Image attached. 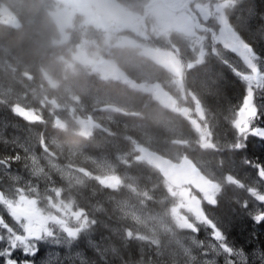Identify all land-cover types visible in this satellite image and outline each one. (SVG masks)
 I'll return each mask as SVG.
<instances>
[{"label": "trees", "instance_id": "trees-1", "mask_svg": "<svg viewBox=\"0 0 264 264\" xmlns=\"http://www.w3.org/2000/svg\"><path fill=\"white\" fill-rule=\"evenodd\" d=\"M13 1L19 26L0 25V160L19 155L20 159L9 161V171L22 178L21 184L30 182L38 190L61 188L66 199L95 221L86 242L82 236L76 245L88 264H191L180 246L169 243L162 249L161 242L142 241L134 236L137 230L129 220L118 217L114 205L118 198L155 214L174 202L155 169L143 159L138 160L136 148L140 146L171 161L186 157L207 179L217 183L220 190L215 196L216 205L200 200V208L232 245L245 251L247 264H264V224L256 225L248 215L250 209L259 206L258 202L227 179L231 176L245 186L253 185L259 179L256 169L246 165L244 159L264 163V154L254 137H249L247 149H234L236 130L232 120L245 86L215 55L219 47L213 43V34L207 33L202 43V62L188 69V63L197 60L196 47L191 49L189 40L182 35L163 37L146 30L140 37L122 30L106 41L102 30L84 25L83 18L75 16L66 28L67 40L59 44V34L50 17L59 5L57 0ZM116 2L131 7L130 3L143 0ZM243 4L237 3L228 12V19L235 17L236 30L264 54V0H243ZM249 6L255 13L251 17ZM115 38H127L136 47L111 48ZM83 40L93 45L96 55L112 61L128 81L159 86L177 110L192 111L197 105L202 113L203 137L187 118L161 106L148 94L120 81L103 80L73 62L72 55ZM141 47L174 53L183 68L181 86L166 69L144 58ZM108 105L117 107L118 112L106 113L103 108ZM15 106L33 120L16 114ZM55 118L67 126L74 119H89L96 128L88 137L77 135L69 127L62 133L55 128ZM32 157H38L41 163L46 157L59 163L66 160L84 169L88 176L80 185L67 188L47 169L50 178L42 184L41 177L32 174ZM99 163L113 169L120 180L117 190L98 183L95 175ZM11 183L9 177L0 174V190ZM244 200L249 201V209L241 207ZM194 235L197 240L206 239L203 228L198 236ZM185 242L197 254V249ZM97 248L106 250L102 258L96 255ZM219 261L224 264L222 257Z\"/></svg>", "mask_w": 264, "mask_h": 264}, {"label": "snow or ice", "instance_id": "snow-or-ice-1", "mask_svg": "<svg viewBox=\"0 0 264 264\" xmlns=\"http://www.w3.org/2000/svg\"><path fill=\"white\" fill-rule=\"evenodd\" d=\"M241 5L243 0H237ZM244 7L241 8V13ZM249 16L254 15V9L248 7ZM221 45L215 50L219 61L226 65L236 78L245 86V94L242 101L234 109L232 125L236 130V142L234 149L240 151L249 147V137L258 138L260 150L264 154V54L258 53L253 45L245 39L229 23L222 28L215 38ZM229 53L234 54L238 60H234ZM22 118H28L27 113H19ZM260 123H257V122ZM7 143V140L3 141ZM20 159L19 155L0 160V174L12 180L10 187L0 190V206L14 221L10 224L0 214V260L2 264H65V260L73 259L65 255L61 256L59 249L70 250L73 244L87 233L95 221L90 220L83 210L73 211L68 204H51L55 212H49L41 208L38 198L29 193L38 189L30 182L21 184L22 178L9 171L11 163ZM246 165L256 169L258 181L253 185L245 186L233 177H227L228 182L235 183L244 188L247 194L258 202V207L249 210L248 215L256 225L264 224V163L244 159ZM218 185H209L205 191V198L210 205L215 206ZM59 195V193H57ZM243 209H249V201L244 200L241 204ZM189 210L195 217L194 222H189L186 217H180L181 227L198 234L204 229L206 239L194 240L205 249L204 255H209V250L214 257L223 256L224 264H247V255L242 248L232 245L218 224L209 218L199 207V201L189 205ZM56 213H59L57 215ZM92 243L91 241L89 242ZM41 245H45V255L39 260L37 257L41 251ZM95 246V245H93ZM19 251L24 259L14 258V253ZM103 256L104 251L97 248ZM79 264H88L82 253H76ZM203 264H217L215 258L205 259Z\"/></svg>", "mask_w": 264, "mask_h": 264}, {"label": "rangeland", "instance_id": "rangeland-1", "mask_svg": "<svg viewBox=\"0 0 264 264\" xmlns=\"http://www.w3.org/2000/svg\"><path fill=\"white\" fill-rule=\"evenodd\" d=\"M159 1L160 0H151L153 5L152 8L148 10V18H150L152 20L151 23H153V24L150 23L151 30L163 35H167L172 32H177V33L181 32L185 38L190 39V41L192 42L191 43L192 46H190L191 49L194 47V45H197L198 48L194 51V53L197 55V62L200 61L203 52L200 49L201 46L199 45V40L195 38L196 35L193 27V20L188 16L186 17L182 16V18H180V16L178 15H173L172 13H169L164 7L160 6ZM164 1L167 2L168 0H164ZM169 1H174V0H169ZM227 3L228 1L226 0L221 4H219L218 6H216V9L218 11V23H219V31L217 33V36L219 35L221 29L227 27L228 25L226 18L224 16V9L227 6ZM100 11L102 15L95 13V9L93 7L89 8V14H82L83 16L82 22L84 25L90 24L93 27L102 30L107 36L106 41H108L107 39L111 38L116 32H119L124 28L131 29L137 35H141L143 37L141 33V27L139 24L136 23L134 25L130 21H128V19L111 13L110 10L105 5L100 8ZM201 15H203L204 16L203 19H205L207 17V12L202 11ZM74 16H75V10L69 8L63 2H60V4L55 9V11L51 13V18L56 28L58 29L61 43H63L64 40H66L65 29L72 23ZM14 17L15 15L13 10L7 7H3V6L1 7L0 9L1 23L15 26L16 22ZM131 45L132 42L126 38L119 40L115 38V41L113 42L112 46H117V48H123ZM83 47H85V50H83ZM92 47L93 45L91 43L83 40L76 47L75 52L72 55L73 61L87 68L91 72L96 73L102 79L127 82L125 80V77L115 67V65L110 60L102 56L96 55L95 54L96 51L93 50ZM140 53L144 57L166 68L173 75V77H175L177 81L180 80L181 67L174 53H172L171 51H161V50L149 49V48H142ZM231 55L233 56V58L236 59L234 54ZM128 85L130 87L136 88L144 93L149 94L162 106L170 108L178 112L182 116L187 117L188 120L191 122L193 128L203 137L200 126L202 115L197 105L194 106L192 111L188 109L177 110L175 107V103L158 86L154 84L149 85L145 83L136 84V85L132 83H128ZM15 111L17 113L23 112L18 108L15 109ZM58 120H55V123L57 124L56 127L57 129L64 131L66 130V127H69L75 129L76 131L75 133L77 135H81L84 137L89 136L92 130L96 128L94 123L89 119H84V120L74 119L72 120L69 126H67L65 122ZM68 120L70 121L71 118L69 117ZM57 151L60 152L59 149H57ZM32 158H33L31 159L33 166L32 173H34V175L36 176L41 177L42 184L46 178H50L49 175L47 174V169L48 170L50 169L53 172L57 173L58 177H60L66 183L67 188H70L76 184L78 185L80 182L84 180V178L86 179L88 176V173H86L84 169L70 165L66 162V160H64V163H59L58 161L51 158L49 160H41L43 162L41 163L40 161H38L39 160L38 157H32ZM140 159L142 158L139 156L138 160ZM99 164L101 165L99 166L101 168H97V169H100V171L97 170L95 175V176L98 175L96 177L97 181L100 183L102 179L106 177H111L115 179L116 184L119 186L120 180L114 173H112L113 169L107 167L105 163H99ZM126 186L132 188L131 184L130 185L128 184ZM64 192L65 190L61 188L51 187L48 190L39 189L38 191L31 192L29 194L35 198H38L40 207L45 209L46 211L55 212V209L50 207V202L51 204H61V203L68 204L72 206L73 211H79L74 207V205L68 199H66ZM169 192L171 196L174 198V202L173 205L162 214H155V213L143 211L138 206L130 205L129 203L124 202L123 199L119 198L117 200V203L119 204L117 210L118 217L123 219L121 217L122 214L125 217V219L129 220V222L132 224L134 229L138 231V232L136 231V234L134 235L138 239H142L144 241H150L153 244L154 242L156 243L161 242L163 243L162 249H165L164 247H167V245L170 244H173L176 247L178 245V247L180 246L183 252H185L183 249H188V245L185 243V241H188L190 242L191 245L197 248V251L200 253L202 263L205 259L215 258L214 254L211 253L210 250H209V255L206 257L204 255L205 249L200 247L195 242L194 238H192V236L189 234L190 230L185 227H181L182 221L180 220V217H186L189 220V222L195 221V217L193 216L192 212L189 210V205H194L196 201H199V199L195 197L190 192L189 189H181V190L169 189ZM57 193H59V195H57ZM202 197L204 200H206L205 195H203ZM4 212L7 216L8 222L10 224H14V221L11 220V218L7 215L6 211ZM56 214L59 215V213ZM73 246L70 250L64 248L59 249L62 257L68 255L73 258V259L65 260V264H79V258H76V253L77 251L78 252L81 251L78 249V247L73 248ZM0 247H3V245H0ZM41 248H42V253L39 256L33 257L31 259H35L39 261L40 258H42L45 255L46 246L41 245ZM190 252L191 251H189L188 254H191ZM14 258L24 259V257L21 256V253L19 251L14 253ZM75 259H77V262H75ZM0 264H2V260H0Z\"/></svg>", "mask_w": 264, "mask_h": 264}, {"label": "water", "instance_id": "water-1", "mask_svg": "<svg viewBox=\"0 0 264 264\" xmlns=\"http://www.w3.org/2000/svg\"><path fill=\"white\" fill-rule=\"evenodd\" d=\"M64 1L69 7L77 9V13L81 14L83 10H86L90 4L94 3V0H61ZM100 4L106 1L109 8L114 12L122 16L129 17L131 19H137L131 13L117 8L111 0H97ZM99 6H97L98 8ZM108 112H116L114 107L106 108ZM138 153L154 167L159 173L161 178L172 188L181 189L185 187L191 188L196 194H205L209 185H216L205 178L195 165L187 158L181 159L179 162H172L157 153L148 151L144 148H138ZM114 180L106 178L102 181V185L112 188L114 186Z\"/></svg>", "mask_w": 264, "mask_h": 264}, {"label": "flooded vegetation", "instance_id": "flooded-vegetation-1", "mask_svg": "<svg viewBox=\"0 0 264 264\" xmlns=\"http://www.w3.org/2000/svg\"><path fill=\"white\" fill-rule=\"evenodd\" d=\"M189 1H192V0H180V3L177 0H174V1H169L168 0V2H166V1L164 2V0H160L159 4H160V6L164 7L169 13H172L173 15H178V16H180V18H182V16L186 17L187 14L190 15L192 18H194L192 16V13L189 12V9L187 7V4H188ZM152 5H153V3L151 2V0H149V2L147 4H145V5H143L141 7L140 12L139 13H135V14L144 15L145 19H146L147 16H148V10L152 8ZM234 7L235 6H233V8ZM227 22H228V24L230 23L231 26L234 27L235 30H236V18L235 17H232L230 20H227ZM136 23H137L136 21L132 22V24H134V25ZM40 254H41V252H39L37 254V256L40 255ZM96 255L98 257H102V255L100 253H97ZM75 262H77V261H75Z\"/></svg>", "mask_w": 264, "mask_h": 264}, {"label": "bare ground", "instance_id": "bare-ground-1", "mask_svg": "<svg viewBox=\"0 0 264 264\" xmlns=\"http://www.w3.org/2000/svg\"><path fill=\"white\" fill-rule=\"evenodd\" d=\"M37 55V54H36ZM2 56H0V58H1ZM35 58V57H34ZM51 59V58H50ZM1 60V59H0ZM127 125V124H126ZM140 125V124H139ZM226 125V124H225ZM228 125V124H227ZM151 127V126H150ZM220 128V127H219ZM221 129H223V128H221ZM220 129V130H221ZM10 130V129H9ZM225 132V131H224ZM231 135V134H230ZM219 138V137H218ZM231 139V138H230ZM166 146V145H165ZM158 147H159V144H158ZM161 147V146H160ZM253 155V154H252ZM259 155V154H258ZM236 160V159H235ZM236 162V161H235ZM257 162V161H256ZM260 162V161H259ZM238 165V164H237ZM239 169V168H238ZM255 171V170H254ZM131 172V171H130ZM133 173V172H132ZM241 178V177H240ZM216 179V178H215ZM119 199V198H118ZM118 199H115V208L118 210V206H119V204L117 203V200ZM132 252V251H131Z\"/></svg>", "mask_w": 264, "mask_h": 264}]
</instances>
